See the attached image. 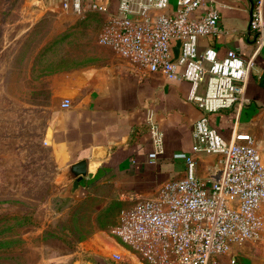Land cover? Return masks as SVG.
Instances as JSON below:
<instances>
[{"label":"crops","instance_id":"obj_1","mask_svg":"<svg viewBox=\"0 0 264 264\" xmlns=\"http://www.w3.org/2000/svg\"><path fill=\"white\" fill-rule=\"evenodd\" d=\"M209 1L203 0L191 15H201ZM91 2L107 8L90 9ZM85 3L83 14L70 11L62 14L77 18L88 12V17L97 16L99 23L81 24L78 28L82 38L74 41L75 50L57 61L66 66L41 74L33 85L29 82L27 94L49 97V102L42 105L41 139L59 176L69 163L89 159V171L93 174L82 177L75 191L72 183L66 190L83 197L113 193L107 196L104 205L97 206L101 209L96 212L92 231L80 240L77 248L63 255L64 260L72 264H140L109 231L120 217L119 206L112 207L111 197H116L119 205L122 202L133 205L135 201L126 198L127 193L152 195L169 179L184 176L187 162L174 153L192 150V126L202 110L189 98L188 79L147 71L99 41L107 19L118 11L119 0H85ZM212 3L220 13V31L202 35L201 48L213 46L220 57L231 48L237 49L250 64V74L244 99L210 113L209 118L226 139L237 130L251 133L264 160V46L258 47L256 32L250 24L255 0H212ZM177 8V0H170L169 10ZM65 97L72 101L68 107L62 106ZM150 114L165 135V152L157 162L148 159L153 149ZM100 146L107 147L106 154L94 156V149ZM218 157L214 153L196 155V173L201 177L208 175ZM114 251L123 252L127 258H112ZM232 257L237 264H264V232L258 239L233 244L218 257L216 264H230Z\"/></svg>","mask_w":264,"mask_h":264},{"label":"built area","instance_id":"obj_2","mask_svg":"<svg viewBox=\"0 0 264 264\" xmlns=\"http://www.w3.org/2000/svg\"><path fill=\"white\" fill-rule=\"evenodd\" d=\"M202 2L177 0L178 8L170 11V0H119L117 13L99 35L101 43L147 71L188 79L189 98L202 110L192 126V150L174 153L186 160V174L164 182L152 195L127 193L135 202L111 228L140 264H216L233 244L258 239L264 232V160L256 139L238 130L226 139L209 118L244 99L250 64L235 48L223 57L213 46L201 48L202 35L220 31V13L212 0L201 15H191ZM263 3L255 0L250 19L258 47L264 46ZM85 6V0H62L63 9L78 14ZM89 8L107 7L91 2ZM71 103L65 97L62 106ZM148 124L153 144L148 159L157 162L165 152V135L152 114ZM202 153L219 155L204 177L196 173V155ZM125 255L114 251L112 258L124 260ZM230 264L237 259L232 257Z\"/></svg>","mask_w":264,"mask_h":264},{"label":"rangeland","instance_id":"obj_3","mask_svg":"<svg viewBox=\"0 0 264 264\" xmlns=\"http://www.w3.org/2000/svg\"><path fill=\"white\" fill-rule=\"evenodd\" d=\"M69 11L61 0H0V264H72L63 255L92 231L97 206L113 195L66 190L41 139L49 97L27 94L29 82L66 66L57 61L75 50L81 24L99 23L88 12L62 14ZM111 199L118 215L131 206Z\"/></svg>","mask_w":264,"mask_h":264},{"label":"water","instance_id":"obj_4","mask_svg":"<svg viewBox=\"0 0 264 264\" xmlns=\"http://www.w3.org/2000/svg\"><path fill=\"white\" fill-rule=\"evenodd\" d=\"M180 40L177 39L173 44L174 54L177 55L179 51ZM106 146L96 147L94 149V156H104L106 154ZM93 172L89 171V159L87 157L81 158L77 161L69 163L61 172L63 185L72 183V191H75L79 185L82 177L92 175Z\"/></svg>","mask_w":264,"mask_h":264}]
</instances>
